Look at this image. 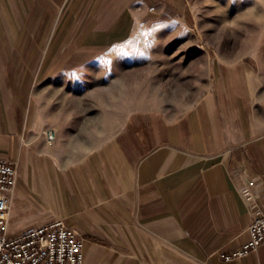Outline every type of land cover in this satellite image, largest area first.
<instances>
[{"label": "crops", "instance_id": "0c3cea01", "mask_svg": "<svg viewBox=\"0 0 264 264\" xmlns=\"http://www.w3.org/2000/svg\"><path fill=\"white\" fill-rule=\"evenodd\" d=\"M42 1L78 8L85 41L111 56H147L141 41L167 32L181 40L185 30L191 54H212L202 17L166 15L182 0ZM5 6L0 0V15ZM15 52L25 49L0 47V159L19 168L12 237L59 218L84 240L83 264H264V244L245 258H222L249 240L245 186L264 212V71L253 55L210 62L207 90L191 106L164 100L159 76L144 79L147 91L125 97L120 122L108 121L117 119L112 107L96 130L72 115V129L50 147L45 130L56 124L26 105L28 69ZM48 61L45 72H54L53 55Z\"/></svg>", "mask_w": 264, "mask_h": 264}, {"label": "rangeland", "instance_id": "374dc122", "mask_svg": "<svg viewBox=\"0 0 264 264\" xmlns=\"http://www.w3.org/2000/svg\"><path fill=\"white\" fill-rule=\"evenodd\" d=\"M196 1L182 0L180 6L168 9L166 15L202 17L205 32L202 42L212 53L210 58L205 52L191 54L194 40L186 30L181 40H175L173 33L167 32L161 34V39L141 41L138 46L150 50L147 56L117 57L110 52L95 51V46L83 37L86 25L74 21L78 8L50 7L42 0H5L6 10L0 15V47L25 49L22 57L17 52L14 57L15 62L20 60L28 69V83L21 93L27 94L26 105L35 106L51 117L56 125L45 133L55 130L57 143L65 129H72L68 123L76 122L68 120L72 115L75 119L78 115L85 117L96 130L112 107L117 119L108 121L120 122L128 106L125 97H141L147 91L142 86L144 79L159 76L163 99L169 103L181 100L186 107L195 104L207 90L210 62L233 64L250 53L258 61L256 67L264 71V0H198V4ZM51 55L55 71L45 72ZM68 67L70 70L65 71ZM120 75L122 85L115 83Z\"/></svg>", "mask_w": 264, "mask_h": 264}, {"label": "built area", "instance_id": "2783aa9c", "mask_svg": "<svg viewBox=\"0 0 264 264\" xmlns=\"http://www.w3.org/2000/svg\"><path fill=\"white\" fill-rule=\"evenodd\" d=\"M45 137L47 144L53 145L57 132L48 130ZM18 169L17 164L0 159V264H83L84 240L63 219H53L21 235L11 236V210ZM242 194L253 211L250 236L242 248L222 256L226 262L245 258L259 251L264 244V212L257 205L258 195L250 186H245Z\"/></svg>", "mask_w": 264, "mask_h": 264}]
</instances>
